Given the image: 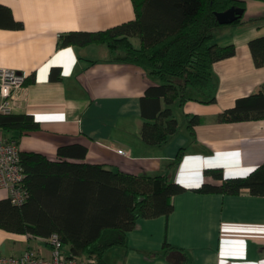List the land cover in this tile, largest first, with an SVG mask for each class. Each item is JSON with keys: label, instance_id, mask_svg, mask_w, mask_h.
Returning <instances> with one entry per match:
<instances>
[{"label": "crops", "instance_id": "crops-1", "mask_svg": "<svg viewBox=\"0 0 264 264\" xmlns=\"http://www.w3.org/2000/svg\"><path fill=\"white\" fill-rule=\"evenodd\" d=\"M240 1L246 4L241 22L214 32L213 44L236 47L233 57L213 66L217 101L191 99L183 107L176 102L178 131L158 147L142 140V98L160 83L143 68L112 61L105 45L59 44L70 32L106 31L135 20L133 0H0L22 25L0 26V69L27 77L12 113L33 116L40 124L23 135L0 129V140L52 161L60 146L82 144L89 164L137 176L168 174L186 189L173 197L169 218L141 219L127 234L126 246L111 248L99 264H264V196L249 189L238 195L198 191L204 184L221 185L209 170L240 178L264 164V119L220 120L237 100L264 91V67L256 66L250 47L264 37V0ZM131 41L141 46L140 39ZM54 68L61 70L60 80L51 79ZM193 116L200 120L194 136L188 129ZM182 148L181 164L171 167ZM7 199L9 191L0 188V201ZM28 250L52 255L48 239L0 229L1 256L20 257ZM65 251L72 255L69 245Z\"/></svg>", "mask_w": 264, "mask_h": 264}, {"label": "trees", "instance_id": "trees-1", "mask_svg": "<svg viewBox=\"0 0 264 264\" xmlns=\"http://www.w3.org/2000/svg\"><path fill=\"white\" fill-rule=\"evenodd\" d=\"M136 19L99 32H70L60 38V46L105 45L112 61L143 68L160 83L151 86L142 98V140L151 146H164L179 127L173 114L177 102L183 107L191 99L213 104L217 101L215 63L231 58L236 47L213 44L214 32L222 27L216 14L232 7L245 9L240 0H133ZM1 27H17L8 8L0 6ZM241 19L236 23H240ZM11 25L9 26V24ZM138 38L136 47L131 39ZM257 67H264V37L250 42ZM54 68L52 80H60ZM162 100L166 107H162ZM264 119V91L237 100L236 106L220 116L222 122L238 123ZM200 122L193 116L188 125ZM0 129L8 133H29L40 124L27 114L0 113ZM21 153V152H20ZM180 149L171 167L184 157ZM58 160L32 152L21 153L27 194L21 206L11 199L0 201V229L49 239L59 235L71 247L72 256H97L116 246H126L127 234L143 218H169L174 211L172 199L186 189L168 174L137 176L111 171L103 165L89 164L88 148L82 144L62 145ZM221 185L204 184L201 193L238 195L249 189L264 196V164L246 177L226 178L221 169L207 171Z\"/></svg>", "mask_w": 264, "mask_h": 264}, {"label": "built area", "instance_id": "built-area-1", "mask_svg": "<svg viewBox=\"0 0 264 264\" xmlns=\"http://www.w3.org/2000/svg\"><path fill=\"white\" fill-rule=\"evenodd\" d=\"M26 74L14 70L0 69V113L11 114L14 104L25 87ZM124 154V151H120ZM25 179L21 165V153L15 141L0 140V188L9 191L13 204L21 206L27 194L23 188ZM52 247L50 258L36 251L28 250L20 257H3L0 264H99L96 257H78L66 253L65 244L59 235L54 234L48 239Z\"/></svg>", "mask_w": 264, "mask_h": 264}, {"label": "water", "instance_id": "water-1", "mask_svg": "<svg viewBox=\"0 0 264 264\" xmlns=\"http://www.w3.org/2000/svg\"><path fill=\"white\" fill-rule=\"evenodd\" d=\"M244 9L240 7H232L229 10L217 13V19L223 26L232 25L244 16Z\"/></svg>", "mask_w": 264, "mask_h": 264}, {"label": "rangeland", "instance_id": "rangeland-1", "mask_svg": "<svg viewBox=\"0 0 264 264\" xmlns=\"http://www.w3.org/2000/svg\"><path fill=\"white\" fill-rule=\"evenodd\" d=\"M101 55H102V54H101ZM101 55H100V56H101ZM100 56H98V57H100Z\"/></svg>", "mask_w": 264, "mask_h": 264}]
</instances>
